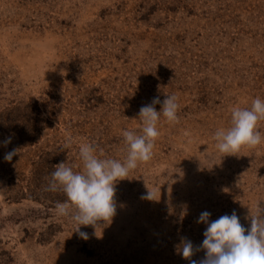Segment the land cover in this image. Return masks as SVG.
<instances>
[{
	"label": "rangeland",
	"instance_id": "374dc122",
	"mask_svg": "<svg viewBox=\"0 0 264 264\" xmlns=\"http://www.w3.org/2000/svg\"><path fill=\"white\" fill-rule=\"evenodd\" d=\"M170 95L178 120L161 116L151 159L115 184V215L80 238L56 212L63 192L45 190L55 165L82 171L87 143L123 162L122 131L142 134L140 108ZM255 98L264 0H0V110L31 103L37 130L11 161L0 132V264H190L177 246L202 243V212L235 211L249 228L264 206V139L225 155L213 137Z\"/></svg>",
	"mask_w": 264,
	"mask_h": 264
},
{
	"label": "clouds",
	"instance_id": "9594fccd",
	"mask_svg": "<svg viewBox=\"0 0 264 264\" xmlns=\"http://www.w3.org/2000/svg\"><path fill=\"white\" fill-rule=\"evenodd\" d=\"M156 104H161L157 111ZM177 98L166 96L161 102L159 97L139 110L142 122L141 133L123 130L126 145V158L123 162L116 159H100L91 143L83 144L79 156L83 162L82 171H73L64 162L55 165L46 191H61L66 199L57 202L58 215L69 217L76 223L78 236L88 239L80 226L95 227L99 221L110 222L116 213L115 184L128 176L138 163L151 159L154 141L159 136L157 124L163 116L169 122L178 120ZM264 120V100L255 98L249 108L234 107L231 112V126L214 133L216 149L226 154L238 152L242 146H258L264 137L257 130V123ZM11 137L2 143L7 146ZM70 144V140L66 146ZM17 150L13 149L4 156L11 161ZM142 199L153 200V193L148 191ZM210 213L200 214L197 223L206 225L202 243L195 247L187 238H181L177 252L190 264H264V206L257 205V212L250 216V227L245 228L235 211L231 215H222L216 220H209ZM204 251V257L193 260L197 251Z\"/></svg>",
	"mask_w": 264,
	"mask_h": 264
},
{
	"label": "trees",
	"instance_id": "16d2710c",
	"mask_svg": "<svg viewBox=\"0 0 264 264\" xmlns=\"http://www.w3.org/2000/svg\"><path fill=\"white\" fill-rule=\"evenodd\" d=\"M31 103H13L11 105H4L0 110V132L3 141L11 137V142L5 146L8 149L19 148L21 146L30 145L35 141V134L37 130H33V122L27 115L30 109L28 106ZM55 162V160L50 161ZM53 166V165H52ZM38 200V198H35ZM47 203H54L53 200H47ZM44 203V202H43ZM47 203H44L48 206Z\"/></svg>",
	"mask_w": 264,
	"mask_h": 264
}]
</instances>
